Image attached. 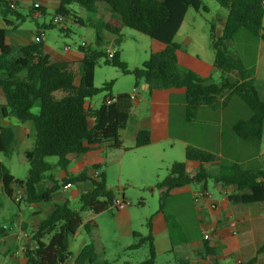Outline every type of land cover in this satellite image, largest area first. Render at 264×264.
<instances>
[{
    "label": "trees",
    "instance_id": "trees-1",
    "mask_svg": "<svg viewBox=\"0 0 264 264\" xmlns=\"http://www.w3.org/2000/svg\"><path fill=\"white\" fill-rule=\"evenodd\" d=\"M60 5L54 14L64 17V22L72 18L82 23L68 7L78 5L91 13L98 11L99 5L107 6L118 16L98 25L90 26L96 30V47H80L83 58L79 62H51L45 52V44L35 42L15 46L7 43V37L13 29L10 22L23 21L25 18L18 12V4L9 0H0V17L5 27H0V72L5 76L0 79L6 104L0 105V113L13 117L20 124H30L35 141L31 149L24 152L29 163V173L25 180L16 179L8 168L0 163V183L5 195L12 198L13 188H18L25 195L24 202L47 203L53 200L54 194L66 185L86 181L92 183V189L79 196L80 208L73 209L68 202L56 204L53 212L46 218L30 227V238L27 244V264H65L70 257V246L76 233L83 228L90 235L97 229L95 218L110 209L118 193L108 188L105 175L98 178L88 175L84 169L78 174H70L67 169L71 156L88 153L98 144L108 143L111 148L123 149L119 139L120 131L130 123L132 95L123 93L116 96V101L107 104L106 99L99 108H90L92 99L103 91H110L113 82L105 83L102 88L94 84L95 70L99 60L104 65L118 68L123 74L133 75L135 88L145 82L149 91L153 89H184L187 112L200 107L215 108L221 98L232 94L240 97L244 105L252 112L247 120H238L233 127L234 134L260 148L264 135V98L257 90L252 74L229 50V43L241 31L246 30L252 37L264 41V0H216L228 12L226 22L219 37L215 36L213 24L210 32V46L215 52V66L222 72L220 83H212L193 71L179 65L177 52L180 46L174 39L180 30L190 9L200 11L206 8L202 0H58ZM34 10V8H33ZM45 15L46 9L40 8ZM32 16V12H30ZM63 22V23H64ZM65 26V25H63ZM57 24L53 19L42 28L54 29ZM128 27L164 45V49L151 53L149 59L140 67L129 69L121 60L119 50L109 58L103 49L104 40L100 32L105 30L116 37L115 44L121 42V29ZM61 31L67 28L61 27ZM40 27L35 36H44ZM237 77L231 80V76ZM90 120L93 125L90 126ZM15 134L12 128L0 126V153L10 157L15 149ZM151 143V133L147 129L138 131L135 148ZM127 150V148H125ZM57 157V164L48 161ZM187 161L199 162V167L189 169L185 162H174L169 174L158 184L162 190L159 202V213L164 215L169 238L173 247L184 245L187 239L176 218L166 212V203L170 192L194 183L203 184L206 190L207 180L226 190H231L228 199L233 204H257L264 202V169H245L236 163L214 164L220 157L212 152L188 146L185 149ZM55 167L66 172L65 178L58 181L50 173ZM98 167H93L97 169ZM213 172V174L210 173ZM46 180L53 183L45 186ZM3 203L0 200V212ZM83 213L87 215L82 216ZM148 233H133V242L128 251L147 250V258L138 264H156L157 249L152 234V222L149 220ZM182 234L175 239L174 230ZM8 230L0 226V237H5ZM264 253V245L257 254ZM216 249L204 240L200 257L205 260L215 256ZM179 264H193L189 258H179ZM255 256L246 264H256ZM75 264H106L97 258L96 247L86 244L75 259Z\"/></svg>",
    "mask_w": 264,
    "mask_h": 264
},
{
    "label": "crops",
    "instance_id": "crops-1",
    "mask_svg": "<svg viewBox=\"0 0 264 264\" xmlns=\"http://www.w3.org/2000/svg\"><path fill=\"white\" fill-rule=\"evenodd\" d=\"M9 1L17 3V9H19L18 0ZM34 3H39L42 8L46 9V14H43V16L47 15L48 8H51L55 12L60 5L58 0H32L30 6L32 17ZM47 3H50L48 7L46 6ZM93 14L101 20L103 19V23L115 17L110 9L103 4ZM227 15L228 12L220 13L218 28L213 24L216 37L221 35V30L226 22ZM186 17L174 39L175 43L180 46L177 52L179 65L193 71L202 78L210 79L212 83L218 84L220 82L217 83L215 81V76L221 74L220 78L222 80L223 74L215 66V52L212 56L209 54L201 56L196 53H191L186 49L187 46L199 45L206 47L207 43L210 45L211 28L209 31L205 28L203 33L200 34V30H197L196 25H193L186 26L187 30L185 31ZM10 22L13 25V29L7 37V43L15 46L28 44L22 41L24 33L20 30L18 21H14L11 18ZM92 22L95 21L92 20ZM44 25L47 24L38 25L41 31H44L42 28ZM0 27H5L3 21ZM33 36L35 38V33ZM237 36H241L242 38L240 61L244 67L246 66V69L248 68L247 70L253 66L251 69L253 70L251 72V78L255 81L260 96L264 98V41L251 38L241 32L235 38ZM179 37L181 38L179 40L180 42L176 41ZM115 39L116 37L111 34L104 36V41L110 45L115 43ZM44 44L45 52L49 55L51 62H79L84 56L83 53L81 56L71 55L65 49L62 51L52 49L46 43V38ZM157 47L158 51L156 52L164 49L162 43ZM250 49L256 55L255 63L249 66L247 62L248 51ZM79 50L81 51V49ZM4 77L2 72H0V79ZM235 78L237 79L236 76ZM132 95H134V98L132 99L133 106L130 123L126 129L119 133V139L122 141L124 148L114 149L108 143H103L93 146L84 155L70 157L71 163L73 161L85 162L88 159H94V163L84 167V169L88 170L90 177L94 178L95 172H98L99 174L105 175L106 183L107 181L109 182L111 166L108 163L117 159H120L122 162L124 153L126 152L141 153L142 157L147 161V166L151 170H156L161 165H165L169 172L171 165L178 161L172 153L167 152H173L176 147H179L185 156V149L188 146L203 149L218 155L220 161L211 164L213 167H218L222 163H236L242 165L245 169H264V160L261 156L262 151L254 152L253 146L238 138L233 132L234 124L238 120H247L252 114L251 110L244 105L239 96L230 94L227 99L225 97L221 98L220 104L215 108L200 107L187 112L184 89H153L150 92L149 84L142 82L138 88H135V93ZM5 104L6 97L0 87V105ZM88 106L93 108L91 103ZM92 125L93 121L90 120V126ZM0 126L13 129L16 139L15 149H18L23 155L26 150L30 149V145H34L35 136L30 124H20L15 118L10 116L5 117L0 113ZM141 129L149 130L151 133V143L144 147L135 148L136 135ZM263 147L264 135L262 138ZM101 158H106V164L103 165ZM0 163L2 162L0 161ZM185 163L189 169H196L200 165L199 162L187 161L186 159ZM52 164L55 165L56 163ZM93 167L98 168L93 169ZM52 172L50 174L58 181L66 176V172L59 167H55ZM192 185L172 190L165 207L166 212L176 218L183 232V237L187 239V243L175 247L172 246L164 215L159 213L163 216L166 228L164 230H157V227L152 224V234L157 249V258L161 254L168 253L175 254L174 259L178 264L179 258L183 257L189 258L193 264H236V260L238 259L242 260L243 264H246L254 257L248 261H245L242 257L243 244L239 236L240 234H244L248 238L247 244H251L250 246L256 253V264H264V253L257 254L259 248L264 245V242H260V239L264 238V202L249 205L233 204L227 197L231 190H226L219 184H215L219 192L218 196L212 194L208 188L205 190L203 186L199 191H195L192 189ZM45 186L52 187L53 183L46 180ZM108 188L112 189L110 186ZM91 189L92 183L90 181L75 185L72 184L70 187L68 185L62 186L54 194L51 202L28 204L26 205L25 214L19 208V213H14L10 219H5L0 226L4 228L5 225H8L11 228L7 229L8 233L5 237H0V264H27L26 254L21 251V248L27 247L30 238V227L50 215L55 209L56 204L68 202L71 206L72 202L79 201L81 193L88 192ZM160 191L162 192L161 189ZM19 192L22 191L18 189L17 193ZM17 193L13 191V196ZM208 194L211 197H208ZM117 196L126 199L124 193H118ZM5 198L14 202L13 197L10 198L5 195L2 184L0 183V200L3 206ZM213 204L217 206L214 208ZM110 210L115 211L113 209ZM116 212L119 213V221L127 224L126 235L133 237V233L138 231L132 228L131 212L128 209ZM86 215V213L82 214L83 217ZM232 222L235 224V228L232 227ZM14 223L18 225V229L12 228ZM97 229L90 235L87 234V238L81 244L78 252L75 255L70 253L71 255L65 264H75L77 255L90 242L96 247L98 261H102L98 256L99 249L96 242ZM23 233L28 234V238H24L22 236ZM206 234H210L209 239L204 238ZM77 235L78 232L75 237ZM204 240L216 249V255L208 256L205 260L200 257ZM131 244L126 247V250H128L127 248ZM138 263L140 262L132 263L131 261H126V264Z\"/></svg>",
    "mask_w": 264,
    "mask_h": 264
},
{
    "label": "rangeland",
    "instance_id": "rangeland-1",
    "mask_svg": "<svg viewBox=\"0 0 264 264\" xmlns=\"http://www.w3.org/2000/svg\"><path fill=\"white\" fill-rule=\"evenodd\" d=\"M19 9L18 12L24 16L23 21H18L20 30L24 33L22 38L23 43H29L34 40L33 34L36 32L38 25L48 24L54 15V11L48 8L46 16H39L36 19L30 16V6L32 0H18ZM204 8L200 11L190 9L185 22L186 26L196 25L199 33H203L205 28L208 31L211 25L214 24L216 28L219 27L220 13L227 12L223 9L216 0H202ZM50 3H47V7ZM101 5V4H100ZM99 5V6H100ZM78 18L83 21V24L76 23L72 18H68L62 24H57L54 29L45 31L46 43L55 50H64L66 46L70 47L71 55L81 56L82 52L79 50L83 42L87 43L88 47H96V30L90 26L92 20L98 25L103 23L99 17L91 12L81 9L78 5L74 4L68 7ZM116 18L118 16L114 15ZM15 21V18L12 17ZM0 24H2V18L0 17ZM65 25V26H63ZM64 27L67 30L61 31L60 28ZM242 34H247L252 37L246 30L240 31ZM109 36L105 30L100 32V36L104 40V36ZM121 42L115 44L113 50H119L121 53V60L124 61L129 69L140 67L145 61H147L152 52L158 51L160 42L153 40L147 35H144L134 29L123 27L121 29ZM45 40V39H44ZM181 40L179 37L176 41ZM180 42V41H179ZM242 38L237 36L232 42L229 43V50L240 61L242 50ZM109 43L104 41L103 49L107 52ZM186 49L191 53H196L201 56H212L214 51L207 43L206 47L203 46H187ZM248 54V65L255 63V52L250 49ZM246 67V66H245ZM253 67V66H252ZM252 67H249V71L252 72ZM248 69V68H247ZM221 74L215 76V81L221 82ZM231 80H236L234 75H231ZM113 82L112 89L110 91H103L99 95L95 96L92 101V107L94 109L99 108L106 98L116 96L118 94H133L135 93V79L133 75L123 74L118 68L104 65V60L101 59L95 70L94 84L96 88H102L105 83ZM251 145V144H250ZM253 146V145H251ZM33 146L30 145V149ZM254 152L262 151V144L260 148L253 146ZM172 153L179 162H185L184 152L176 147ZM0 161L9 169L11 174L18 180H25L29 173V163L25 156L18 149H14L13 154L10 157H6L3 153H0ZM94 159H88L87 161H73L68 167L70 174H78L84 169L85 166H90L94 163ZM101 161L106 164V158H101ZM50 163L58 162L57 157L49 158ZM110 180L107 181V185L110 186L116 193L125 194L127 201H130L131 206L127 209L131 212V224L132 228L136 231L147 234L148 223L151 220L152 224L157 227V230H164L166 228L163 216L159 214V202L161 199V191L158 188V184L161 183L169 172L165 165H161L156 170H151L147 166V161L142 157L139 152H126L122 162L120 159L114 160L110 163ZM53 173V172H52ZM211 174L213 172L210 171ZM203 184H193L192 189L199 191L202 189ZM207 186L209 191L215 196L219 195L218 189L212 179L207 180ZM14 192H18V188H14ZM26 203L23 201L20 204H16L10 201L8 198L4 200V206L0 214V224L5 219H10L14 213H19V208L23 214L26 212ZM73 209H79V201L71 203ZM119 213L112 210L98 215L96 222L98 229L96 231V242L99 249L100 262H106V264H126V261L132 263L141 262L146 259L147 250L142 248L138 251H128L126 247L133 242V237L126 235L127 224L119 221ZM85 217V216H84ZM175 239H181L182 234L179 230H174ZM87 234L83 228H80L78 235L72 240L70 246V253L76 254L85 239ZM240 241L243 244L242 257L245 261H248L252 257H255L256 253L254 249L247 244L248 238L245 235L239 236ZM260 242H264V238L260 239ZM175 254H161L157 258L156 264H178L174 259Z\"/></svg>",
    "mask_w": 264,
    "mask_h": 264
},
{
    "label": "built area",
    "instance_id": "built-area-1",
    "mask_svg": "<svg viewBox=\"0 0 264 264\" xmlns=\"http://www.w3.org/2000/svg\"><path fill=\"white\" fill-rule=\"evenodd\" d=\"M33 8H34V11H33V17L34 18H37V17L43 15V13L40 11L41 5L39 3H34L33 4ZM52 19H53V22L55 24H62L64 22V17L61 16V15H59V14H54ZM44 39H45L44 36H35V38H34L35 42H42V41H44ZM114 45H115V43L111 44L108 47V49H107V52L106 53H107V55H108L109 58H112L114 56V51H115V50H113V46ZM81 47L88 48V45H87V43L83 42L81 44ZM65 50L66 51L70 50V47L69 46H66L65 47ZM133 98H134V95H132V99ZM115 101H116L115 98H111V97L106 98V103L107 104H112ZM261 156H262V158L264 160V147L262 148V155ZM98 176H99V173L98 172H95L94 178H98ZM70 186L71 185H68V187H70ZM208 197H211V195L208 194ZM13 200H14L15 203L20 204L21 202H23L25 200L24 193L23 192H19V193L15 194L13 196ZM130 206H131L130 201H127L123 197L117 196V197L114 198L110 209H113L115 211H123V210H126ZM216 206L217 205L213 204V207L214 208ZM231 225H232L233 228H235V224L233 222L231 223ZM10 228L11 227L8 226V225H5L4 226V229H6V230L7 229H10ZM12 228L18 229V225L16 223H14L13 226H12ZM22 236L24 238H28V234H26V233H23ZM209 237H210V234H206L204 236L205 239H209ZM26 250H27V247L26 246L21 248V251L24 252V253H26ZM236 264H243V262H242V260L238 259V260H236Z\"/></svg>",
    "mask_w": 264,
    "mask_h": 264
}]
</instances>
